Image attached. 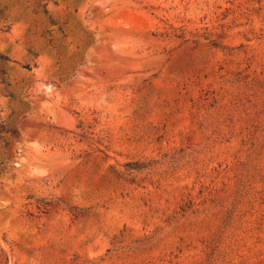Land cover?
<instances>
[{"label":"rangeland","instance_id":"1","mask_svg":"<svg viewBox=\"0 0 264 264\" xmlns=\"http://www.w3.org/2000/svg\"><path fill=\"white\" fill-rule=\"evenodd\" d=\"M0 264H264V0H0Z\"/></svg>","mask_w":264,"mask_h":264},{"label":"trees","instance_id":"2","mask_svg":"<svg viewBox=\"0 0 264 264\" xmlns=\"http://www.w3.org/2000/svg\"><path fill=\"white\" fill-rule=\"evenodd\" d=\"M44 7H45V5H43V12L46 13V10H45ZM26 68L30 70V67L27 66ZM2 73H3V72H2Z\"/></svg>","mask_w":264,"mask_h":264}]
</instances>
